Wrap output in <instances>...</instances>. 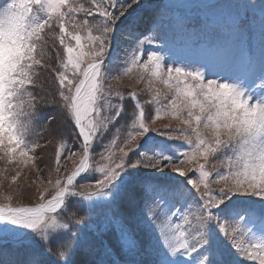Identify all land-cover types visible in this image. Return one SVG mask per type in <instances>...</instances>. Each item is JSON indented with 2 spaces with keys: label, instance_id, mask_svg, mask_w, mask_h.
Masks as SVG:
<instances>
[{
  "label": "snow or ice",
  "instance_id": "snow-or-ice-1",
  "mask_svg": "<svg viewBox=\"0 0 264 264\" xmlns=\"http://www.w3.org/2000/svg\"><path fill=\"white\" fill-rule=\"evenodd\" d=\"M257 27L264 44V0H215L178 18H167L161 0H6L0 158L39 172L38 151L59 146L58 175L51 179L48 169L36 202L0 206V264H264ZM169 31L198 38L236 70L220 75L175 61L165 69ZM113 71L117 82L121 74L147 78L149 89L159 81L169 90L166 105L150 119L146 108L161 102L160 91L142 104L137 92L109 83ZM162 115L184 127H152ZM65 154L72 167L59 175ZM97 156L107 163L97 166ZM214 160L223 171L209 167ZM241 197L256 199L242 205Z\"/></svg>",
  "mask_w": 264,
  "mask_h": 264
},
{
  "label": "rangeland",
  "instance_id": "rangeland-1",
  "mask_svg": "<svg viewBox=\"0 0 264 264\" xmlns=\"http://www.w3.org/2000/svg\"><path fill=\"white\" fill-rule=\"evenodd\" d=\"M174 2V5H181L182 8L168 9L166 12L167 18H178L183 15H191L194 14L196 10H206L207 5L209 3L215 2V0H161ZM3 2V3H2ZM5 0H0V7L5 5ZM195 10H192L193 8ZM148 25L145 26L146 29ZM143 29V30H144ZM141 28V31H143ZM58 31V30H57ZM154 35V33H153ZM167 42L169 46L173 49L171 51V55L168 56L170 61L180 62L183 64L190 63H200L207 65L209 69L213 72L220 73V75H226L227 72L235 71V66L225 59L222 55H220L215 49L210 48L206 44L200 43L199 39L188 34H181L179 32L169 31L167 34ZM74 43V42H73ZM252 45L255 53V60L257 62V67L260 66L262 60H264V44H262V39L260 36L259 27L255 29V35L252 40ZM57 46L59 47L58 43ZM151 48L158 49L160 47L159 44L150 46ZM125 48V47H121ZM117 52L121 58L123 57V52ZM52 55V63H56L55 53H51ZM116 57L112 58L115 63ZM147 58L144 56V59ZM193 67L197 66L195 64ZM43 72V70H42ZM54 74H49L48 72H43L42 78L51 80ZM117 76L116 72L110 73L109 83L113 87H123L130 92H137L139 95L140 102L142 104H148V101L151 99L153 95L157 91H160V103L152 104L146 108V113L149 115L151 119L155 115L156 108H163L166 105V101L164 96L168 93V89L165 85L160 83L159 81H152L151 89H149V79L145 78L144 80L140 79V76L136 73L130 75H122L120 76L119 82H117L114 78ZM258 94L261 93L260 90L256 89ZM127 95V92H125ZM187 113H184L186 117ZM171 127L173 129L184 127V125L176 120L171 115H162L160 119L156 120V122L152 125V127ZM65 135L67 137V144L69 148H75L77 151L79 150V144L74 141V134L71 128H66ZM175 135V133H173ZM49 137H45L41 142L46 144ZM181 141H174L173 144L179 145ZM59 146L58 143H53L50 146H46L41 151H38L37 157H43V159H37L35 164L39 166V172L37 168L29 163L27 166L22 163L17 164H9L2 158H0V206H4L7 204H12L16 206H30L36 202L35 193L37 188L39 187L41 190L44 186H46L47 178L49 177L48 169L52 168L51 179L55 180L57 177V173L54 170V162H55V151ZM67 154H65V159L62 161V170L59 175H64L65 171L72 167V161L66 159ZM76 159V157H73ZM100 163H107V161L101 162L99 157L97 156L95 159V164L99 166ZM216 166L219 170L223 171L220 167L219 161L214 160L209 167ZM19 172L17 179L15 181L12 180V177ZM8 196H11L12 199L9 201L7 199ZM256 198L252 197H241L240 203L242 205H251L253 204ZM175 222V221H174ZM256 235L260 236L261 233L257 230ZM246 264H252V262H246Z\"/></svg>",
  "mask_w": 264,
  "mask_h": 264
},
{
  "label": "bare ground",
  "instance_id": "bare-ground-1",
  "mask_svg": "<svg viewBox=\"0 0 264 264\" xmlns=\"http://www.w3.org/2000/svg\"><path fill=\"white\" fill-rule=\"evenodd\" d=\"M6 1V0H5ZM3 3V2H2ZM149 22H150V14H148V15H146L145 16V18H144V23L142 24V26H141V28H142V30L145 28V26L146 25H148L149 24ZM131 39V37H128V36H124L123 37V40H125V41H128V40H130ZM122 47H127V44H124V45H122ZM121 52H123V48H121ZM121 54H123V53H121Z\"/></svg>",
  "mask_w": 264,
  "mask_h": 264
},
{
  "label": "trees",
  "instance_id": "trees-1",
  "mask_svg": "<svg viewBox=\"0 0 264 264\" xmlns=\"http://www.w3.org/2000/svg\"><path fill=\"white\" fill-rule=\"evenodd\" d=\"M43 111V110H42Z\"/></svg>",
  "mask_w": 264,
  "mask_h": 264
}]
</instances>
